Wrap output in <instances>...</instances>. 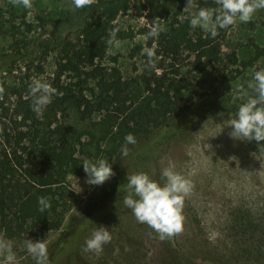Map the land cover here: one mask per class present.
I'll return each mask as SVG.
<instances>
[{
    "label": "rangeland",
    "instance_id": "obj_1",
    "mask_svg": "<svg viewBox=\"0 0 264 264\" xmlns=\"http://www.w3.org/2000/svg\"><path fill=\"white\" fill-rule=\"evenodd\" d=\"M32 3V9H25L14 6L10 0H0V86L4 88L0 97V132L4 125L11 130L14 121L16 125L21 121V103L31 98L29 85L34 79L50 83L56 89L62 84L67 93L83 92L95 102L100 98L97 79H85L84 74L80 78L72 71L58 77L60 58L53 49L55 41L79 25L72 0H32ZM167 6L169 15L158 17L155 22L163 25L164 34L182 42V56L186 60L181 66V75L198 82L211 98L201 115L172 118L155 156L142 155L136 172L144 171L163 183L161 172L171 162L176 171L192 182L183 208L184 230L170 240H161L157 232L138 222L131 209L121 203L102 215L100 222L83 236H78L75 245L74 241H67L53 264H215L223 255L238 253L230 247L243 238L264 236V141L234 140L229 136L231 128L226 126L243 102L237 98L238 86H247L253 69L264 68V58L254 67L246 68L243 63L254 54L251 42L264 46V9L258 10L250 22L232 26L222 42L223 60L197 73L188 63L196 58L189 47L204 31L190 27L187 13L178 2L168 0ZM146 12L133 5L117 17L113 31L120 32L121 37L109 46L108 56L102 61L107 68H119L129 92L140 99L145 96L140 77L145 62L143 49L150 48L146 34L152 26L145 17ZM233 51L238 64L229 62L227 54ZM234 76H239L237 82H226L229 87L224 88L221 80ZM193 99L194 95L187 91L183 104ZM44 110V116L46 110L52 117V113H58L56 108L51 112L49 105ZM57 118L51 125L49 118H44L39 134L51 144L63 138V134L73 142L74 159L64 166L59 182L52 185L61 194L64 219L58 229L28 221L12 230L5 224L7 221H0V235L13 244L14 264H36L24 241L44 239L49 252L62 236L72 231L71 216L80 214L87 201L99 192L102 185L86 183L82 164L85 159L104 158L114 167L117 143L111 136L116 131L115 119L103 112L84 118L73 103H69L65 113L59 112ZM25 128L30 131L31 139L34 127ZM3 144L0 138V150ZM33 150L34 153L27 154L29 164L34 162L45 173L53 171L54 161L39 157V147ZM16 177L24 182L26 171L19 168ZM126 195L127 183L121 197L124 199ZM10 217L20 221L17 216ZM15 221L10 224L15 225ZM100 225L109 229L111 242L103 245L99 253L85 251L86 239ZM66 250L70 251L66 253ZM0 264H5L2 257Z\"/></svg>",
    "mask_w": 264,
    "mask_h": 264
},
{
    "label": "trees",
    "instance_id": "obj_2",
    "mask_svg": "<svg viewBox=\"0 0 264 264\" xmlns=\"http://www.w3.org/2000/svg\"><path fill=\"white\" fill-rule=\"evenodd\" d=\"M175 1L183 7L187 3V0ZM167 3L168 0H96L90 7L75 8L74 17L79 25L71 28L65 37L55 41L53 49L59 53L60 58L58 77L65 71H72L80 78L84 74L85 79H97L100 98L95 102L83 92L69 94L62 84H58L57 91L63 95L53 97L49 104L50 111L56 108L58 113H65L69 103H73L84 118L94 112H103L116 121V131L112 132L111 137L117 143V149L113 167L115 174L87 201L80 214L71 216L72 231L62 236L49 250V264L56 261L57 254L65 249L67 241H74L75 245L78 236H83L86 230L100 222L102 215L123 203L122 188L128 182V173L136 172L138 160L145 153L155 156L160 140L169 131L172 118L181 115L199 116L206 110L211 94L198 82L181 75V66L186 57L182 56V42L173 35L161 32L158 38L149 39L148 46L156 51V67H146L147 56L144 54L145 62L140 77L145 96L141 99L134 98L129 92L119 68H107L103 65L102 61L107 58L110 46L107 41L110 33L114 32L113 22L121 13L127 12L134 5L147 11L145 17L148 22L153 23L156 18L169 15ZM195 3L199 7H217L215 0H195ZM231 28L232 26L219 29L215 38L203 32L197 41L192 42L189 48L196 57L188 62L192 71L202 73L213 63L223 60L222 42ZM119 37L120 32L116 33L115 40ZM251 45L254 54L243 62L246 68L254 67L264 58V46L254 41ZM227 56L231 64H238L235 51ZM111 59L115 61L116 57L111 56ZM238 77L224 78L221 83L224 88L229 87L226 82L235 84ZM187 91L194 95V99L183 104ZM46 112V116L42 114L38 118L32 110V98L24 100L19 111L21 121L18 125L14 121L15 125L11 130L4 125L0 132L4 143L0 150V221H7L5 224L12 230L28 221H38L44 226L58 229L64 219L65 208H60L61 194L53 190L52 185L59 182L64 166L74 159L73 142L64 134L54 144L42 140L39 129L44 118H49L50 125L58 120L57 112L52 113L53 117L47 110ZM27 126L35 129L31 139L30 131L25 128ZM129 133L135 137V144L125 141ZM125 146L129 149L127 156L122 155ZM38 147L39 157L54 161L53 171L45 173L34 162L29 164L27 154L34 153L33 148L38 150ZM19 168L26 171L24 182L16 177ZM39 197L50 200L51 207L44 212L39 210ZM11 215L20 218V221H15ZM14 221L15 225L10 224ZM59 247L61 248L58 250ZM231 248L238 253L223 255L215 264H264L262 235L257 239L243 238Z\"/></svg>",
    "mask_w": 264,
    "mask_h": 264
},
{
    "label": "clouds",
    "instance_id": "obj_3",
    "mask_svg": "<svg viewBox=\"0 0 264 264\" xmlns=\"http://www.w3.org/2000/svg\"><path fill=\"white\" fill-rule=\"evenodd\" d=\"M14 6H23L32 9V0H10ZM96 0H72L76 9L90 7ZM217 7H199L195 0H187L183 12L187 13L190 27L201 28L215 38L219 29H228L237 22H250L258 10L264 9V0H215ZM166 29L159 22H153L146 34L147 38H158ZM116 33H110L107 41L113 44ZM143 54L147 56L146 67L155 69L156 51L154 48H144ZM159 74V73H158ZM4 88L0 86V97ZM29 94L32 98V110L37 117H42L43 110L52 102L56 95L63 93L57 91L50 83L41 79H34L29 85ZM237 98L243 102L239 104L234 118L230 119L226 126L231 128L230 138L241 141H264V68L253 69L252 79L247 86H238ZM128 144H135V137L129 133L125 137ZM205 148L208 145L205 144ZM129 149L125 146L122 155L127 156ZM254 155V153H253ZM83 169L87 174L86 183L89 185H102L115 173L108 160L99 158L95 161L85 159ZM163 183L152 179L144 171L128 173L127 195L124 197V205L131 209L138 222L147 224L159 234L161 240L170 239L179 235L184 230L185 217L183 208L185 197L190 193L193 185L182 173L176 171L175 165L163 168L161 172ZM77 191V193H79ZM39 210L44 212L51 207L50 200L39 197ZM111 233L106 226L100 225L92 229L90 237L85 241V251L99 253L103 245L110 243ZM24 246L27 252L36 261V264H49L47 242L43 240L33 241L26 239ZM0 257L5 264H14L16 255L10 240L0 235Z\"/></svg>",
    "mask_w": 264,
    "mask_h": 264
}]
</instances>
